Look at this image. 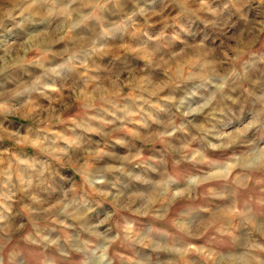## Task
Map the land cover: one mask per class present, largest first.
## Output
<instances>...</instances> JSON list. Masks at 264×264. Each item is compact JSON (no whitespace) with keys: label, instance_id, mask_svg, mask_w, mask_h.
<instances>
[{"label":"rangeland","instance_id":"rangeland-1","mask_svg":"<svg viewBox=\"0 0 264 264\" xmlns=\"http://www.w3.org/2000/svg\"><path fill=\"white\" fill-rule=\"evenodd\" d=\"M0 264H264V0H0Z\"/></svg>","mask_w":264,"mask_h":264}]
</instances>
